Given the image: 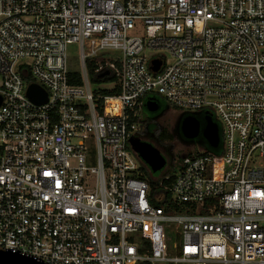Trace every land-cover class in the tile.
<instances>
[{"label":"built area","instance_id":"2783aa9c","mask_svg":"<svg viewBox=\"0 0 264 264\" xmlns=\"http://www.w3.org/2000/svg\"><path fill=\"white\" fill-rule=\"evenodd\" d=\"M88 65L115 82H91ZM159 97L220 135L182 160L160 208L130 145ZM0 99V251L42 264H264V0H0Z\"/></svg>","mask_w":264,"mask_h":264},{"label":"water","instance_id":"95a60500","mask_svg":"<svg viewBox=\"0 0 264 264\" xmlns=\"http://www.w3.org/2000/svg\"><path fill=\"white\" fill-rule=\"evenodd\" d=\"M154 70L159 68L157 61L151 64ZM109 75V72L103 76ZM28 96L31 100L37 103L46 102V94L41 92V89L37 85H31L28 90ZM1 104V99H0ZM146 108L149 113H156L159 110L157 101H147ZM178 130L182 133L185 139L194 142L200 134L206 142V145L211 150H216L220 144V135L218 124L213 121L211 117H205L204 125L199 120V115L183 116L180 119ZM130 145L133 151L139 156V158L148 166V168L154 173L161 172L167 166V160L161 153V151L153 144L145 141H141L139 138L132 137L130 139ZM0 264H42L35 261L32 258L23 257L20 255L12 254L7 251H0Z\"/></svg>","mask_w":264,"mask_h":264},{"label":"rangeland","instance_id":"374dc122","mask_svg":"<svg viewBox=\"0 0 264 264\" xmlns=\"http://www.w3.org/2000/svg\"><path fill=\"white\" fill-rule=\"evenodd\" d=\"M68 60V69L70 71H81L80 48L78 45H72L68 48ZM157 99L161 101L163 106H168L163 98L159 97ZM169 107L170 110L168 112L157 118L156 115L149 113L145 108H143L140 114V128L144 130L148 127L149 133L153 135L150 143L157 147L167 160H171L172 155H175L176 158V162L173 167L169 164L159 173L154 174L148 168L149 175L148 179L146 178L148 182L153 179L154 181H157L168 172L174 174L177 173L181 167V162H183L182 160L185 159L188 153H192L195 156L207 150L202 147V145L198 144L202 138H197L194 145L190 140L185 139L182 133L178 130L181 112L172 106ZM163 132L171 135L172 138L170 140H164L163 142L158 141L157 137H159V135Z\"/></svg>","mask_w":264,"mask_h":264},{"label":"trees","instance_id":"16d2710c","mask_svg":"<svg viewBox=\"0 0 264 264\" xmlns=\"http://www.w3.org/2000/svg\"><path fill=\"white\" fill-rule=\"evenodd\" d=\"M88 69H89V76H90L91 82H93V83H101V82L112 83V82H115V78H107L105 80L99 79V76L94 73V69H93V67L91 65H88ZM70 79H71V82H74L76 84H81L82 83L81 82V77L77 73H74V72L71 73L70 74ZM199 120H200V118H199ZM171 138H172V136L167 134L166 132L161 133L159 135V137H157L158 141H160V142H163L164 140H167V139L170 140ZM187 157L188 158H193L194 155L192 153H188ZM148 175H149L148 172H146V176H147L146 178L147 179H148ZM174 179H175V175H174V173H171L170 174V178L168 180H164L162 186L160 185L159 182H156L154 180H149L150 181L149 184H150V188H151L150 197H151V202H152V204L154 206L160 208V207H162V206H164V205H166L168 203V201L170 200V192L168 190L164 191V188H166V187L170 188L172 183H173V181H174ZM161 192L165 193V201L157 202L154 199V196L156 194L161 193Z\"/></svg>","mask_w":264,"mask_h":264},{"label":"flooded vegetation","instance_id":"af4514ba","mask_svg":"<svg viewBox=\"0 0 264 264\" xmlns=\"http://www.w3.org/2000/svg\"><path fill=\"white\" fill-rule=\"evenodd\" d=\"M157 104H158V106H159V110H158L156 113H152V114L156 115V118H157V117H161L162 115H164L166 112H168V111L170 110V107H168L167 105H166V106H163L162 103H161V101H159V100H157ZM144 108L147 110V108H146V103H145V105H144ZM181 118H182V115H180L179 120H180ZM199 118H200L201 124L204 125V123H205V117H204L203 115L199 114ZM152 136H153V135H151V134L149 133V131H148V127H146V128L142 131V133H141L140 135H138V137H136V138H139L141 141H145V142H149V143H150V142L152 141V140H151V137H152ZM198 138H202V134H200ZM191 143H193V145H194V144L196 143V140H195L194 142H191ZM198 144H200V145H202V147L208 149V147H207V145H206V142L204 141L203 138H202V140H201ZM161 153H162V152H161ZM164 157H165V156H164ZM166 160H167V159H166ZM175 162H176L175 155H172L171 160H167V165L170 164V165L173 167L174 164H175Z\"/></svg>","mask_w":264,"mask_h":264},{"label":"crops","instance_id":"0c3cea01","mask_svg":"<svg viewBox=\"0 0 264 264\" xmlns=\"http://www.w3.org/2000/svg\"><path fill=\"white\" fill-rule=\"evenodd\" d=\"M158 100V99H157ZM146 103V102H145ZM145 105V104H144ZM143 108H144V106H143Z\"/></svg>","mask_w":264,"mask_h":264}]
</instances>
